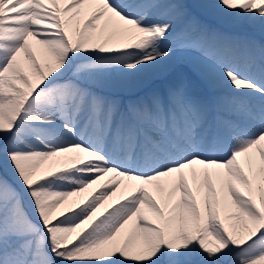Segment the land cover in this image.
<instances>
[{
    "label": "snow or ice",
    "instance_id": "6c2138e0",
    "mask_svg": "<svg viewBox=\"0 0 264 264\" xmlns=\"http://www.w3.org/2000/svg\"><path fill=\"white\" fill-rule=\"evenodd\" d=\"M0 264H264V0H0Z\"/></svg>",
    "mask_w": 264,
    "mask_h": 264
},
{
    "label": "rangeland",
    "instance_id": "374dc122",
    "mask_svg": "<svg viewBox=\"0 0 264 264\" xmlns=\"http://www.w3.org/2000/svg\"><path fill=\"white\" fill-rule=\"evenodd\" d=\"M195 2H196V0H189V3H195ZM210 21H212V20H210ZM212 22L214 23V21H212ZM231 30H232V31H235V32H239V33H244V32H246V31H248L246 28H244L243 26H240V25L234 26ZM256 36H257V38L259 39V33H258V32L256 33ZM33 48H34V50L36 51L38 58H39V59L41 60V62L43 63V62H44V56H43V54L41 53L40 48L37 47V46H36V47L33 46ZM181 70H186V68H181ZM169 190H170V186H166L165 195H167V192H168ZM85 195H89V194H85ZM120 195H121L120 193H117V197H114V198H113V201H114L115 199H117ZM76 199H79V198H76ZM113 201H109L108 204H111ZM106 207H107V205H106Z\"/></svg>",
    "mask_w": 264,
    "mask_h": 264
},
{
    "label": "bare ground",
    "instance_id": "6f19581e",
    "mask_svg": "<svg viewBox=\"0 0 264 264\" xmlns=\"http://www.w3.org/2000/svg\"><path fill=\"white\" fill-rule=\"evenodd\" d=\"M30 43L34 46V47H39L38 45L35 44V41H30ZM183 68V67H182ZM189 182L191 183V176H189ZM155 194V193H154ZM76 199V198H74Z\"/></svg>",
    "mask_w": 264,
    "mask_h": 264
},
{
    "label": "trees",
    "instance_id": "16d2710c",
    "mask_svg": "<svg viewBox=\"0 0 264 264\" xmlns=\"http://www.w3.org/2000/svg\"><path fill=\"white\" fill-rule=\"evenodd\" d=\"M208 22H209L210 24H213L212 21H210V20H209Z\"/></svg>",
    "mask_w": 264,
    "mask_h": 264
}]
</instances>
